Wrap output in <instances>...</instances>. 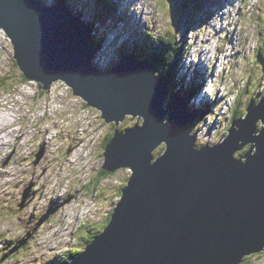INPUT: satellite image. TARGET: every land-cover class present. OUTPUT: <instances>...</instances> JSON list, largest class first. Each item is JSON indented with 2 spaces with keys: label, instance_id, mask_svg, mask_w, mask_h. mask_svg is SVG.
<instances>
[{
  "label": "water",
  "instance_id": "water-1",
  "mask_svg": "<svg viewBox=\"0 0 264 264\" xmlns=\"http://www.w3.org/2000/svg\"><path fill=\"white\" fill-rule=\"evenodd\" d=\"M70 11L79 10L69 0H0V29L22 75L42 93L62 82L100 111L114 124L101 169L130 170L108 223L65 264H240L262 251L264 95L249 99L220 141L198 147L194 93L136 57L101 70L92 28ZM126 117L135 123L119 128Z\"/></svg>",
  "mask_w": 264,
  "mask_h": 264
},
{
  "label": "rangeland",
  "instance_id": "rangeland-1",
  "mask_svg": "<svg viewBox=\"0 0 264 264\" xmlns=\"http://www.w3.org/2000/svg\"><path fill=\"white\" fill-rule=\"evenodd\" d=\"M69 1L82 11V16L86 17L84 20L91 23L92 32L97 39H102L94 63L101 70L121 62L123 57L120 52L128 55L129 51L122 44L123 41L134 42L137 39L138 44L156 46L158 35H165L166 30L174 33L176 39L183 44L185 57H193L197 52L205 64L208 63L206 58H212L208 63V70L204 64H200L201 68H206V76L217 74L215 62L220 61V68H224L226 75L223 80V72L218 73L217 78H212L210 82V91L217 100H214L209 119L201 118V112L211 101L204 92L207 82L203 91L199 90L193 96L200 102L197 100L198 105H195V101H192L200 112L194 128L195 144L198 147L212 145L225 136L228 128L225 125L229 126L232 120V106L237 91L241 90V87L233 84L237 81L242 83V78L252 71L251 51L264 34V0H254V6L249 4L245 7L244 0L241 3L236 0H194L195 5L193 2L191 5L193 0H125L126 10L128 8L130 13L137 16L130 17L132 22L120 26L122 31H126V26L131 30L132 33L129 32L127 38L120 32H114L118 35L117 38L108 34V24L111 28L114 20L102 16L96 19L93 0ZM128 1L134 9H129ZM45 2L52 5L57 1ZM190 5L195 6L193 11L190 10ZM92 16L95 17L93 21ZM144 30L151 32V35L145 38ZM142 53H145V49ZM222 57L224 58L221 59ZM193 64L195 62L191 59L182 65L177 62L171 67L168 64L161 66L165 71L171 69L178 79L174 80L179 85L178 90L185 92L183 85L191 87L197 81L193 76L194 72H190ZM196 67L197 65L193 66L194 71ZM257 71L258 69L253 71V81L258 80ZM0 79L2 83L5 82L4 87H0V122L14 119L16 121L9 128L13 129L12 135L22 131V134L27 133L24 139L29 136L15 148L13 135L10 144L0 149V264L55 263L58 262V254H68L73 246H78V251H82L89 243L88 235L91 232L97 234L104 228L109 212L119 199L117 191L124 185L130 170L122 167L108 172L106 176L98 173L103 161V143L112 134L114 124L107 123L100 111L86 106L85 101L73 95L70 88L62 82L52 83L50 89L42 93L36 81L23 80L13 59L11 42L1 29ZM258 84L259 88L251 89L252 83L248 92L239 96L242 98L241 108L247 105V99L249 101V98L264 95H257V92L264 90L263 75ZM228 88L231 90L228 91ZM134 123L135 119L126 117L119 122V128H126ZM6 130L7 126L0 123V132ZM6 141L7 137L0 142ZM39 148H42V155L36 161L35 154ZM163 148L164 145H160L155 154L160 153ZM247 148L245 146L236 155H241ZM94 182L97 183L96 186ZM29 185L28 195L23 201L22 193ZM21 202L22 206L19 207ZM53 207L56 209L37 226L39 218ZM22 240L24 242L19 244ZM14 245L16 248L12 250ZM245 264H264V250L248 255Z\"/></svg>",
  "mask_w": 264,
  "mask_h": 264
},
{
  "label": "trees",
  "instance_id": "trees-1",
  "mask_svg": "<svg viewBox=\"0 0 264 264\" xmlns=\"http://www.w3.org/2000/svg\"><path fill=\"white\" fill-rule=\"evenodd\" d=\"M106 2L103 1L101 3V1L98 0L97 6L100 7L101 5H103L108 10V12H107L108 14H110V12L114 13L113 9H110L107 7ZM193 3L191 2V4H193ZM194 5H195V3H194ZM194 9H195V6L190 7L191 11H193ZM97 17H99V16L97 15L96 19H97ZM88 24L91 26V23H88ZM148 35L150 36L151 32L149 33L148 31H145V38H147ZM260 39L261 40H260L259 44L256 47L254 46V49L251 51L253 59H252V63H251L250 67H251L252 71L247 76H244L242 78V80L243 79L244 80L242 81L241 84L238 81L236 83H234L235 87L239 86V87H241V90L237 91L238 94H236V100H235L234 106H232V110H231V116H230L231 119L238 118V117H241L244 115L245 110H244V108H241L242 98H240L239 96H241V94L247 93L249 88H251L249 86L252 83H253V86L251 89H254L255 87L259 88L258 80L261 78L262 75L264 76V34L262 35V37ZM158 42H159V44H157L156 46H149V48H147L148 50L146 49L147 52H146L145 57L148 58L150 62H153L158 73L161 72L164 74L165 70H163L162 66H165L166 64H168L171 67L173 64H175L177 62V59H179L181 56V51L183 50V44L180 41H178V39H176L174 33H171L170 30H167L165 35H163L162 33L159 34L158 35ZM256 68L258 69V72L256 73V76H258L257 77L258 80L253 81L254 76H255L253 71H255ZM165 75L167 77H171L172 74H171L170 68L167 70V72L165 71ZM22 79L25 80L26 78L22 75ZM238 83H239V85H238ZM196 84L200 85L201 83H196ZM4 85H5V82L2 83V80L0 79V87L3 88ZM191 89L192 90L197 89V85L196 86L192 85L191 87H189V90H191ZM256 91L257 90H255V92ZM263 93H264V90L259 92V93L257 92V95H262ZM247 101H248V99H247ZM212 108H213V104L208 103L205 110H203L201 112V118L202 117L205 118L208 114H211ZM226 126H227V124L225 125V127ZM110 137L111 136H109L104 141L103 146L110 139ZM98 173L102 176H106L108 174V172L103 170V169H100V171H98ZM96 184L97 183L94 182L95 186H96ZM117 193L120 194V189L117 191ZM110 214H111V211L109 212V215L107 216V218L105 220V223H108ZM88 236L89 237H88L87 241L90 242L91 239L93 238V236H95V234H93L91 232ZM78 250H79L78 246H73L72 249H70V252L68 254H63V253L58 254L59 255L58 262L51 263V264L66 263L67 260L71 259L75 254H77L79 252ZM247 258H248V256L244 257L240 264H245V261L247 260Z\"/></svg>",
  "mask_w": 264,
  "mask_h": 264
},
{
  "label": "bare ground",
  "instance_id": "bare-ground-1",
  "mask_svg": "<svg viewBox=\"0 0 264 264\" xmlns=\"http://www.w3.org/2000/svg\"><path fill=\"white\" fill-rule=\"evenodd\" d=\"M51 1V0H50ZM97 1L98 0H93V12H94V15H98V12L99 13H101L100 11H102L103 13H105V12H108V10L106 9V7L105 6H103V5H101L100 7H98L97 6ZM101 1V3L103 2V0H100ZM107 1V2H106ZM105 2H106V5H107V7L108 8H110V9H113V10H123L124 8H123V4L122 3H124V0H105ZM52 4H54V3H52ZM137 4V3H136ZM209 4V3H208ZM128 5V4H127ZM141 5V4H140ZM192 5V4H191ZM190 5V6H191ZM214 5V4H213ZM143 6V5H142ZM76 7V6H75ZM189 7V6H188ZM77 8V7H76ZM84 8H86V7H84ZM226 8V7H225ZM87 9V8H86ZM132 9H134V8H132ZM83 10H85V9H83ZM238 10V9H237ZM86 11V10H85ZM87 12V11H86ZM131 12V11H130ZM135 12V11H134ZM220 12V11H219ZM88 13V12H87ZM136 13V12H135ZM207 13V12H206ZM81 14H82V11H81ZM89 14V13H88ZM102 15H104V14H102ZM219 15V14H218ZM84 16V15H83ZM99 16V15H98ZM213 16V15H212ZM99 17H101V16H99ZM84 18V17H83ZM85 19H86V17H85ZM109 19V18H108ZM139 19H141V18H139ZM136 20V19H135ZM219 20V19H218ZM211 21V20H210ZM154 22V21H153ZM212 23V22H211ZM220 23V22H219ZM102 24V23H101ZM144 24V23H143ZM215 24V23H214ZM228 24V23H227ZM229 25V24H228ZM213 26V25H212ZM112 28V27H111ZM144 28H145V26H144ZM241 28H242V26H241ZM145 31V30H144ZM167 31V30H166ZM218 31V30H217ZM220 31H221V29H220ZM232 32V31H231ZM241 32V31H240ZM150 33V32H149ZM217 33V32H216ZM223 33H224V30H223ZM226 33V32H225ZM119 34V33H118ZM154 34V33H153ZM229 34V33H228ZM217 35V34H216ZM225 35V34H224ZM223 35V36H224ZM230 35V34H229ZM207 36V35H206ZM223 36H222V38H223ZM236 37V36H235ZM233 38V37H232ZM231 38V39H232ZM249 38H251V37H249ZM104 39V38H103ZM224 39H226V38H224ZM238 39V38H237ZM10 40V39H9ZM102 40V39H101ZM223 40V39H222ZM243 41V40H242ZM115 43H116V41H115ZM219 43V42H218ZM217 43V44H218ZM224 43V42H223ZM104 44V43H103ZM154 44V43H153ZM204 44V43H203ZM202 44V45H203ZM228 44V43H227ZM226 44V45H227ZM113 45V44H112ZM125 45L127 46V50L129 51V53H128V56L131 54L130 52L131 51H138L139 53L142 51V49H143V45L142 44H137V42H132V41H126V43H125ZM245 45V44H244ZM223 46V45H222ZM229 46H230V43H229ZM249 46V45H248ZM218 47V46H217ZM216 47V48H217ZM232 47V46H231ZM220 49V48H219ZM148 50V49H147ZM195 50V49H194ZM204 50V49H203ZM231 50V49H230ZM213 51V50H212ZM218 51V50H217ZM229 51V50H228ZM215 52V51H214ZM222 52V51H221ZM232 52V51H231ZM197 53V52H196ZM207 54V53H206ZM205 54V55H206ZM127 55V54H126ZM194 55V54H193ZM223 55H224V53H223ZM208 56V55H207ZM214 57V56H213ZM224 57H222L221 59H223ZM226 58V57H225ZM14 59V58H13ZM94 59H95V56H94ZM94 59H93V61H94ZM200 59H203V58H200ZM218 59V58H217ZM96 60L97 59H95V62L94 63H96ZM120 63H122V61L121 62H119V63H117V64H115V65H118V64H120ZM194 63V62H193ZM249 64V63H248ZM97 66V65H96ZM112 67V66H111ZM222 67V66H221ZM110 68V67H109ZM237 68V67H236ZM224 69V68H223ZM105 70V69H104ZM257 70V69H256ZM255 70V71H256ZM178 70L176 69V72H177ZM229 71V70H228ZM260 71V70H259ZM236 72H237V70H236ZM258 72V71H257ZM242 73V72H241ZM241 73H239V74H241ZM177 74V73H176ZM228 74V73H227ZM242 74H244V73H242ZM246 75V74H245ZM254 75V74H253ZM252 75V76H253ZM211 76V75H210ZM229 76V75H228ZM239 76V75H238ZM241 76V75H240ZM234 77V76H233ZM242 77V76H241ZM221 78H222V76H221ZM231 78V77H230ZM240 78V77H239ZM248 79V78H247ZM224 80V79H223ZM227 80V79H226ZM244 80V79H243ZM254 80V79H253ZM230 81H231V79H230ZM226 82V81H225ZM239 82V81H238ZM205 83V82H204ZM229 83V82H228ZM241 84V83H240ZM244 84V83H243ZM234 85V84H233ZM238 85H239V83H238ZM190 86V85H189ZM235 86V85H234ZM250 87V86H249ZM225 90V89H224ZM231 90V89H230ZM224 92H226V91H224ZM195 95H196V91H194L193 92ZM222 95V94H221ZM230 95H232V94H230ZM255 96V95H254ZM216 97V96H215ZM227 97V96H226ZM196 99V100H195ZM195 99H194V101H195V104L196 105H198V102H199V99H197L196 97H195ZM205 99V98H204ZM234 99V98H233ZM197 100H198V102H197ZM211 101H210V103L211 104H213L214 103V100H212V99H210ZM200 103V102H199ZM246 107V106H245ZM199 114H200V112H199ZM216 114V113H215ZM16 120H14V119H12V120H7L6 122H0L1 124H2V126H7V130L5 131V132H0V141H2V140H4V139H6V137H7V140L8 141H6L5 143L4 142H0V149H1V147L2 146H4V145H7V144H10V141H11V139H12V136L14 135V144H15V148L18 146V145H20L21 143H23L24 141H26V139H28L29 138V136L26 138V139H24L26 136H27V133H24L23 132V134H22V131L21 132H18V133H13V135H12V132H13V129H9L12 125H13V123L15 122ZM216 123H218L217 121H216ZM1 128H3L4 129V127H1ZM215 128V127H214ZM20 135V136H19ZM108 137V136H107ZM24 139V140H23ZM9 176V175H8ZM62 253V252H61ZM56 257V256H55Z\"/></svg>",
  "mask_w": 264,
  "mask_h": 264
},
{
  "label": "clouds",
  "instance_id": "clouds-1",
  "mask_svg": "<svg viewBox=\"0 0 264 264\" xmlns=\"http://www.w3.org/2000/svg\"><path fill=\"white\" fill-rule=\"evenodd\" d=\"M136 59L138 60V61H141V60H145V59H143L141 56H138V57H136ZM150 62V61H149ZM150 63H153V62H150ZM156 69V68H155ZM207 70H208V68H207ZM156 74H157V70H156ZM158 75V74H157ZM171 77H173V79L175 78L173 75H171ZM175 80H177L176 78H175ZM178 81V80H177ZM196 83H198V82H195V83H193L192 85H197V89H194L196 92H198L199 90H200V92L201 91H203V86H201V85H199V84H196ZM177 86H178V84H177ZM182 87V86H181ZM184 87H186L185 85H183V89H184ZM178 88H179V86H178ZM185 92H187V91H185ZM188 92L189 93H193V90L191 91V90H188ZM194 96H196L195 94H194ZM193 100H194V98H193ZM248 102V101H247ZM244 110H245V107H244ZM245 114V113H244ZM206 118V117H205ZM231 119V118H230ZM234 119V118H233ZM232 119V120H233ZM231 120V121H232ZM227 127H228V125H227ZM227 132V129H226V131H225V133ZM112 134H110L109 136H111ZM108 136V137H109ZM108 137H106V138H108ZM105 141V140H104ZM17 242V241H16ZM84 249V248H83ZM80 252V251H79ZM76 255V254H75ZM74 255V256H75ZM70 260V259H69ZM69 260H67V261H69ZM63 264H65V263H63Z\"/></svg>",
  "mask_w": 264,
  "mask_h": 264
},
{
  "label": "flooded vegetation",
  "instance_id": "flooded-vegetation-1",
  "mask_svg": "<svg viewBox=\"0 0 264 264\" xmlns=\"http://www.w3.org/2000/svg\"><path fill=\"white\" fill-rule=\"evenodd\" d=\"M195 105H196V104H195ZM106 139H107V138H106ZM106 139H105V140H106Z\"/></svg>",
  "mask_w": 264,
  "mask_h": 264
}]
</instances>
